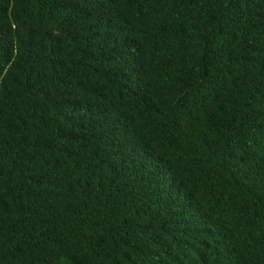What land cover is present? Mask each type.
Instances as JSON below:
<instances>
[{
  "label": "trees",
  "instance_id": "16d2710c",
  "mask_svg": "<svg viewBox=\"0 0 264 264\" xmlns=\"http://www.w3.org/2000/svg\"><path fill=\"white\" fill-rule=\"evenodd\" d=\"M0 264H264V0H0Z\"/></svg>",
  "mask_w": 264,
  "mask_h": 264
}]
</instances>
